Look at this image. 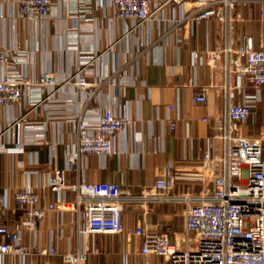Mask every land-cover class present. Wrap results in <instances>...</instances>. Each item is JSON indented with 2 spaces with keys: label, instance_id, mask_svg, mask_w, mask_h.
Instances as JSON below:
<instances>
[{
  "label": "crops",
  "instance_id": "0c3cea01",
  "mask_svg": "<svg viewBox=\"0 0 264 264\" xmlns=\"http://www.w3.org/2000/svg\"><path fill=\"white\" fill-rule=\"evenodd\" d=\"M17 1L0 0V50L11 55L8 65L0 66V79L15 70L30 81L50 72L61 82L83 68L87 90L93 92L85 100L91 117L109 110L129 120L115 141V153L108 158H84L78 171L66 173L67 185L114 182L122 192L136 195L154 184L168 162L188 170L201 161L206 149L222 156V141L213 137L216 126L225 121L227 99L222 87L227 81L233 85L235 78L228 77L221 67L231 63L234 55H221L219 67L212 69L193 67L191 52L236 50L248 39L254 50L264 49V17L260 15L264 2L235 9L228 26L212 19L175 29L167 21H152L132 29L130 22L108 20L113 14L110 0H51L50 18H20ZM163 1L149 0L151 5ZM195 1L169 3L161 15L165 20H179L194 10ZM92 56L98 57L88 63ZM200 86L215 88L205 103H194ZM233 93L231 101L236 103L238 96ZM46 96L45 91L34 88L25 104L0 107V193L8 197L3 221L8 230L24 219L14 200L15 192L22 188L38 189L42 204L55 203L64 196L70 202L75 198L69 190L52 192L46 184L48 174L63 170L68 153L76 149V118L86 95L66 84L53 98ZM29 97L42 100L34 110ZM168 103L175 104V112L166 108ZM20 113L23 120L11 126ZM168 118H176L172 132L167 128ZM235 135L262 137L264 146V87L249 118L238 123ZM201 190H211V185L179 180L170 194L198 195ZM183 210L180 202L152 204L146 220L151 229L181 240L185 234ZM142 213L140 204L126 203L121 234L83 236L79 232L83 221L76 212H50L35 231L23 230L21 234V244L30 249V255H5L0 264H67L61 255L81 250L88 252L86 264H142L141 239L135 236ZM49 246H54L57 254L39 253Z\"/></svg>",
  "mask_w": 264,
  "mask_h": 264
},
{
  "label": "built area",
  "instance_id": "2783aa9c",
  "mask_svg": "<svg viewBox=\"0 0 264 264\" xmlns=\"http://www.w3.org/2000/svg\"><path fill=\"white\" fill-rule=\"evenodd\" d=\"M113 14L109 21H127L132 29L152 21L166 22L172 29L188 22L218 20L224 25L232 22L231 12L237 8L245 9L264 0H196L194 10L176 20H165L161 12L165 5H181L186 0H165L150 4L149 0H110ZM53 13L51 0H18L17 14L20 18H50ZM261 17L264 12L261 10ZM226 58L234 55L231 63L221 69L229 77L234 75L235 82H226L222 91L226 95L227 108L225 121L216 126L214 139L222 141L223 154L214 155L212 148L203 152L201 161L188 170H179L168 162L158 172L154 184L132 195L120 190L114 182H77L67 185V172L78 171L81 161L87 157L108 158L115 153V141L126 130L129 120L107 110L91 117L87 102L93 92L85 79L83 68L67 80L58 81L50 72L40 74L37 81L16 74L15 70L0 79V107H19L37 88L53 98L57 90L66 84L75 86L84 95V101L76 118V149L69 152L63 170L55 169L48 174L47 184L52 192L74 193L72 202L59 198L55 203L42 204V195L38 189L25 187L15 192L17 209L23 215V221L8 230L3 221L8 211V197L0 193V257L5 255L28 256L30 249L21 244L23 230L35 231L45 216L54 211H74L83 221L79 232L83 236L118 235L122 233V212L124 204H140L143 213L136 226L135 236L141 239L139 255L142 264H150V257L163 259L162 264H264V146L263 138L236 136L238 123L245 122L258 100V93L264 87V49L254 50L251 41L236 50L230 47L216 50H193L191 65H205L212 69L219 67L221 55ZM98 56L89 58L88 63ZM11 60L9 52L0 50V66H7ZM215 86L199 87L194 103H205L209 92ZM234 91L238 102L233 103ZM220 92V89L217 90ZM87 98V99H86ZM28 104L34 110L41 103L40 98H28ZM175 112L173 103L165 104ZM24 114L12 121V125L23 120ZM72 119V120H71ZM71 121H75L71 118ZM176 118L166 120L169 132L175 129ZM206 121V120H205ZM11 126L4 131H8ZM2 133H0L1 136ZM219 172L217 173V171ZM208 183L211 190H201L198 195L182 193L171 195L176 181ZM180 202L184 205L185 234L176 240L169 234L151 229L146 220L152 204ZM193 233L194 237H190ZM44 256L57 254L54 246L40 250ZM67 264H86L87 250L61 255Z\"/></svg>",
  "mask_w": 264,
  "mask_h": 264
},
{
  "label": "rangeland",
  "instance_id": "374dc122",
  "mask_svg": "<svg viewBox=\"0 0 264 264\" xmlns=\"http://www.w3.org/2000/svg\"><path fill=\"white\" fill-rule=\"evenodd\" d=\"M190 237L193 238V237H194V234L191 233V234H190ZM153 259H154V264H162V263H163V259H162V258L154 257Z\"/></svg>",
  "mask_w": 264,
  "mask_h": 264
}]
</instances>
